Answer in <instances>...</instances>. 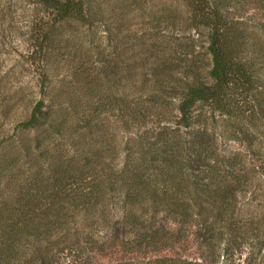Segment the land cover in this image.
Wrapping results in <instances>:
<instances>
[{
	"label": "rangeland",
	"instance_id": "rangeland-1",
	"mask_svg": "<svg viewBox=\"0 0 264 264\" xmlns=\"http://www.w3.org/2000/svg\"><path fill=\"white\" fill-rule=\"evenodd\" d=\"M0 1L1 7L7 6L0 12V208L7 210L1 222L18 221L20 227L29 218L41 223L42 231L53 229L51 237L39 243L42 258L37 264H264V190L257 174L244 171L260 161L264 164V0H211L231 27L239 59L254 74L253 90L233 98L234 135L217 139L218 149L237 154L232 208L223 203L222 211L197 208L190 202L192 194L183 190L159 196L184 204L162 205L153 192L140 189L139 198L145 202L136 204V220H122L126 208L120 166L127 154L148 167L152 151L161 146L156 141L163 126L180 128L186 140L194 137L186 132L195 133L208 123L230 133L225 129L229 122H222L223 116L202 102L191 108L188 128L179 125L178 102L161 118L158 110L169 105L156 112L148 108L140 113L142 120H128L129 112L122 117L125 99L142 98L147 60L160 57V34L178 48L180 59L175 60H182V72L189 70L187 80L199 74L203 83L211 84L207 31L180 18L181 0H137L141 6L121 16L112 11L118 4L110 0L92 24L64 23L48 30L44 54L40 43L47 30L39 27L50 25L51 11L35 0ZM159 3L163 6L157 10ZM174 77L186 81L178 71ZM39 101L41 114L33 126H17L30 118ZM141 103L129 107L139 111ZM48 124L53 127L46 131ZM185 202L190 207L185 209ZM48 203V219H34L35 209ZM27 241L35 249V239Z\"/></svg>",
	"mask_w": 264,
	"mask_h": 264
},
{
	"label": "trees",
	"instance_id": "trees-1",
	"mask_svg": "<svg viewBox=\"0 0 264 264\" xmlns=\"http://www.w3.org/2000/svg\"><path fill=\"white\" fill-rule=\"evenodd\" d=\"M109 1L35 0V4L43 5L53 15L50 25L43 24L39 27L41 30H47L41 39L40 53L45 54L46 52L45 49L43 50V43L48 40V30H58L61 28L60 24L63 25L64 23L71 26L74 24L79 26L92 24L94 18L103 16L101 12L103 10L106 11L105 5L109 4ZM115 2L118 6H115L116 10L112 11L117 12L119 16L131 7L139 8L141 6L137 0H115ZM178 5L180 7L177 13L184 15L183 17L180 16L181 19L185 20V22L189 21L190 25L194 28L207 31V52L211 58V68L207 74L211 84L203 83L199 74L193 76L192 80H187L190 78L189 70L184 69L182 72L180 66L182 60L179 62L175 60L180 59L179 57L176 58L178 56L176 49L178 48L171 46L169 41L164 40L169 38L168 35L160 34V38L162 39L160 40L158 51L160 57L151 62L147 60L148 72L143 75V81H141L142 86L139 91L142 98L140 95L133 97L131 94L134 93L131 91L130 95L133 98L131 100L125 99L127 102L125 103V108H123L124 110L122 112L124 115L122 114V117L125 118L126 112H129L128 120L129 118L136 121L140 118L142 120L143 117H141L140 113H144L148 108L152 109V112H156L159 107L169 105L163 108V110H158L160 117L157 116V118H161L166 111L171 109L174 102H178L176 107L181 114L179 125L182 123L185 128H188L187 122L191 118V108L195 104L202 102L211 107L213 112H217L219 116H223L224 120L222 122H229V127L225 129H229L230 133L228 135L221 133L219 128L217 129L215 126L212 128L211 123H208V126H202L195 133L186 132L190 134L189 136L191 134L194 136L192 139L186 140L182 138L181 134L184 132H181L180 128L172 129L168 126H163V131L158 133V139L156 141L161 142V146L159 149L152 151L155 155L151 157L148 167L137 164L135 157L127 154L124 162L120 166V172H122L120 175L121 178L118 176L116 179H113H122V190L120 191L124 192L122 203L126 208L123 210L122 220L125 218L138 219V216L133 210L138 202H145L141 201L144 200L143 198H139L140 189L145 190L146 193L153 192V196L162 205L184 204L182 201L174 200L168 203L167 200L162 199L167 193L169 194L174 191L180 192V190L191 193L194 199L190 202H192L193 206L200 209L204 205L212 206L222 211V207L219 205L220 203L227 204L230 209L234 203L232 197L234 196L238 183V176L235 169L237 154L218 149L217 139L219 137L229 138L234 135V127L230 124L231 120L235 119L233 98L236 94H248L253 90L254 74L251 66L242 63L239 59L238 46L230 37L231 27L227 24L219 9L213 5L211 0H181V3H178ZM162 6L163 4L159 3L157 10L162 8ZM5 11H7V6H0V12ZM105 26L106 30H110L107 24ZM185 48H190V46L187 45ZM183 53L181 52L180 55H183ZM177 71L183 74V78L186 81L182 82V78L176 79L174 77ZM158 97L160 98L159 100L151 101ZM164 98L170 100V104ZM128 101L131 102L128 103ZM135 101L142 102L139 111L134 105L131 108L129 107L131 104H137ZM42 105L43 103L41 101L37 102L31 112L30 118L26 122L17 124V126L19 125L23 129L32 127L33 123L41 114ZM211 119L215 120V117L212 115ZM211 119L210 122H212ZM216 122L215 120V124ZM52 127V124H48L46 131L51 130ZM147 135H152V132H145L144 136ZM168 141H172V143ZM144 159L148 161V159ZM257 165L255 167L250 166L249 168H244V171L253 173L255 176L257 174L260 185L264 190V164L260 161ZM130 169L133 171L131 172ZM129 171L130 175H128ZM136 172H138V175H136ZM2 175L3 172L0 171V177ZM1 183L0 186L2 187ZM145 186H149V188L146 189ZM62 187L64 188L65 184ZM111 191V193L118 192L117 190ZM91 194L92 191L90 190L89 195ZM160 194L163 196L160 197ZM225 196H229L230 200L226 198L225 201ZM71 201L73 204L77 203L75 200ZM49 202L51 203V201ZM150 202L156 204L154 200L150 199ZM50 203H48L49 207L44 205L42 210L40 208H37L38 210L35 209L33 214L34 219L37 217L39 220H47L52 209ZM185 206V209L190 207L188 202H185ZM4 211L7 210L0 208V262L4 260L7 264H31L33 262L37 264L36 259L42 258V254L40 253V250L42 251V245L39 243L48 238V236L51 237L50 234L54 232L53 229L49 230V232L42 231L41 223L37 221L31 223L29 218L20 227L19 224L21 222L18 221H13L12 224L1 222ZM21 212H24L22 216L25 217L26 210L22 208ZM199 216L202 215L200 214ZM181 232L182 230H180ZM13 233L14 236H12ZM152 234L156 236L158 232L152 231ZM27 239H35V249L34 245L30 246L28 244L30 241H27ZM153 243L157 244V242ZM178 263L189 264L185 260ZM143 264H164V262H146Z\"/></svg>",
	"mask_w": 264,
	"mask_h": 264
}]
</instances>
